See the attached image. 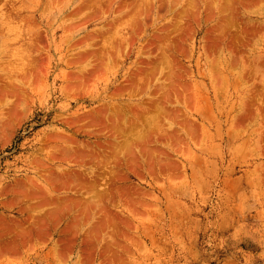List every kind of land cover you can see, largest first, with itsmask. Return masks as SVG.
Segmentation results:
<instances>
[{
    "label": "rangeland",
    "instance_id": "1",
    "mask_svg": "<svg viewBox=\"0 0 264 264\" xmlns=\"http://www.w3.org/2000/svg\"><path fill=\"white\" fill-rule=\"evenodd\" d=\"M0 264H264V0H0Z\"/></svg>",
    "mask_w": 264,
    "mask_h": 264
},
{
    "label": "bare ground",
    "instance_id": "2",
    "mask_svg": "<svg viewBox=\"0 0 264 264\" xmlns=\"http://www.w3.org/2000/svg\"><path fill=\"white\" fill-rule=\"evenodd\" d=\"M141 10H142V8H140ZM139 9V10H140ZM139 12V11H138ZM137 14V13H136ZM135 13H134V15H136ZM42 189V187H40V188H36V192H38V193H41V194H43V191L41 190ZM56 199H58V198H56ZM58 200H61V201H63V204H62V206H61V208H62V210H61V212H63V208L64 207H66V209L68 208V205H70V202H69V200L65 197V198H63V199H58ZM56 205H59V202L57 201V203H56Z\"/></svg>",
    "mask_w": 264,
    "mask_h": 264
}]
</instances>
